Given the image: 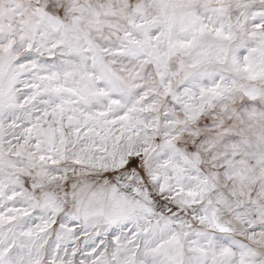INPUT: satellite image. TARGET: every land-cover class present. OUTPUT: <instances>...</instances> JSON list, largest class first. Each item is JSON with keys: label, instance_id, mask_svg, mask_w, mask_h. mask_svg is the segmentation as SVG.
I'll return each mask as SVG.
<instances>
[{"label": "snow or ice", "instance_id": "6c2138e0", "mask_svg": "<svg viewBox=\"0 0 264 264\" xmlns=\"http://www.w3.org/2000/svg\"><path fill=\"white\" fill-rule=\"evenodd\" d=\"M0 264H264V0H0Z\"/></svg>", "mask_w": 264, "mask_h": 264}]
</instances>
